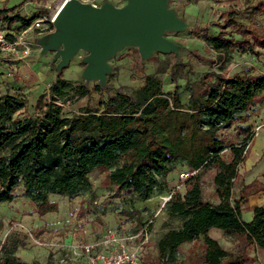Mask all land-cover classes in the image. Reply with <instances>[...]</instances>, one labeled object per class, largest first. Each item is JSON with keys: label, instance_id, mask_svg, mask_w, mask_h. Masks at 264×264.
Masks as SVG:
<instances>
[{"label": "trees", "instance_id": "obj_1", "mask_svg": "<svg viewBox=\"0 0 264 264\" xmlns=\"http://www.w3.org/2000/svg\"><path fill=\"white\" fill-rule=\"evenodd\" d=\"M17 6L0 8V16L29 26L36 16L20 14L10 18ZM254 8L264 12V0ZM236 12H227L232 19ZM245 51L261 56L264 34L242 31ZM210 49L219 57L234 52L239 43L225 35L207 36ZM202 101L195 94L191 105L180 99L178 90L166 92L158 77L145 74L136 95L118 91L101 102V107H85L66 116L55 101L67 96L72 84L60 76L50 87L51 99H40L33 115L12 123L16 113L27 108L17 94L0 93V202L12 201L20 184L38 206L40 213L55 211L50 194L74 195L92 187L95 169L105 172L106 180L118 194L148 200L163 188L172 172L171 164L183 160L190 175L175 188L168 200L171 215L181 217L183 225L166 233L157 244L150 264H183L176 252L185 243L202 249L204 264H254L249 250L264 249V205L251 208L253 219H243V197L235 198L234 185L239 168L250 153L255 137L248 125L249 111L264 101V73L227 76L208 72ZM97 90L100 87H95ZM79 96L90 93L80 84L72 89ZM235 126V136L226 131ZM214 172L218 203L205 199L203 181ZM213 228L232 234L235 250L224 248L209 231ZM0 264H28L16 257L13 249Z\"/></svg>", "mask_w": 264, "mask_h": 264}, {"label": "rangeland", "instance_id": "obj_2", "mask_svg": "<svg viewBox=\"0 0 264 264\" xmlns=\"http://www.w3.org/2000/svg\"><path fill=\"white\" fill-rule=\"evenodd\" d=\"M5 1L0 0V8ZM81 1L97 7L107 3L123 7L127 3V0ZM259 1L169 0L168 9L184 22L183 29L168 30L164 34L175 49L169 53L156 51L149 58H143L137 47L125 45L108 60L111 70L101 82L99 79L88 80L84 75L87 66L85 57L89 54L87 50L79 49L69 64L61 68V58L56 56L58 50L43 51L40 40L54 31L51 20L62 0H10L9 7L17 6L9 12L10 18L16 14L25 18L36 17L26 26L20 21H10L0 16V28L6 33L7 41L6 45L0 46V93L17 94L27 101V108L19 110L8 126L13 127L15 123L33 115L40 99L50 100V87L58 76L70 82L72 87L67 96L57 99L55 103L62 108L64 115L71 116L85 107L91 110L100 108L101 102L118 91L135 96L143 85L145 74L161 79L166 92L178 90L182 102L190 106L192 94L202 101L205 99L201 82L210 71L227 76L264 73V48H256L261 52L259 57L245 51L241 34L247 29L264 34V12L254 8ZM229 11L236 12L232 19L226 16ZM46 13L47 20L37 27L38 14ZM218 35L234 38L239 47L220 58L206 40L207 36ZM80 84L90 88L88 95L79 96L72 92ZM97 85L99 90L95 88ZM257 113L258 106L254 105L248 113L247 123L255 134L260 128L254 117ZM234 127L226 131L227 136H235ZM240 166L243 170L234 185L235 198L247 192L241 188L245 167ZM171 167L172 172L163 188H157L144 201L118 194L106 180L105 172L95 169L90 175V189L71 196L50 194L49 199L57 204V209L44 214L40 213L37 204L26 194L24 185L20 184L13 191L12 201L0 202V259L7 255L3 248L6 246L7 249L16 247V257L28 264H87L84 245L98 242L104 229L115 228L130 235L148 225L150 240L142 252L141 264H150L156 257L159 240L183 225L181 217L170 214L168 200L175 188L184 191L181 183L190 175V168L183 160L174 162ZM203 193L206 200L218 203L214 172L205 175ZM246 210L244 207V220L248 218ZM210 235L227 250H235L232 234L215 228L210 230ZM201 253L199 244L185 243L176 255L183 264H204ZM249 253L256 258L254 264H264L263 248L253 246Z\"/></svg>", "mask_w": 264, "mask_h": 264}, {"label": "water", "instance_id": "obj_3", "mask_svg": "<svg viewBox=\"0 0 264 264\" xmlns=\"http://www.w3.org/2000/svg\"><path fill=\"white\" fill-rule=\"evenodd\" d=\"M168 1L127 0L123 7L110 3L97 7L66 0L54 20V31L44 35L40 44L44 52L58 50L60 68L67 66L79 49L87 50L84 75L103 82L111 70L108 60L125 45L137 47L143 58L175 49L164 34L183 29L184 22L168 9Z\"/></svg>", "mask_w": 264, "mask_h": 264}, {"label": "built area", "instance_id": "obj_4", "mask_svg": "<svg viewBox=\"0 0 264 264\" xmlns=\"http://www.w3.org/2000/svg\"><path fill=\"white\" fill-rule=\"evenodd\" d=\"M47 16L48 13L38 14L36 26H41L47 20ZM55 18L56 15L52 18V23ZM6 43V33L0 28V46ZM149 240L148 225L130 235L123 234L115 228H106L98 242L84 245L88 256L87 264H141V255Z\"/></svg>", "mask_w": 264, "mask_h": 264}, {"label": "crops", "instance_id": "obj_5", "mask_svg": "<svg viewBox=\"0 0 264 264\" xmlns=\"http://www.w3.org/2000/svg\"><path fill=\"white\" fill-rule=\"evenodd\" d=\"M9 1L6 0L2 7H9ZM256 106H258V113L254 117L257 119V125L260 128L255 134L248 158L242 164L245 167L243 171L245 173H243L244 181L241 188H245L247 192L239 197L236 196V198L243 197L242 206L243 208H247L246 212L248 216L246 221L253 219V211L251 210L253 206L264 205V101L257 103ZM242 170L240 166L239 174ZM249 176L251 177L248 179L247 177ZM251 186H253L252 189L250 188Z\"/></svg>", "mask_w": 264, "mask_h": 264}, {"label": "bare ground", "instance_id": "obj_6", "mask_svg": "<svg viewBox=\"0 0 264 264\" xmlns=\"http://www.w3.org/2000/svg\"><path fill=\"white\" fill-rule=\"evenodd\" d=\"M66 0H62V2H61V4H60V6H59V9H58V11L57 12H55V15H57V13L59 12V10L61 9V7H62V5H63V3L65 2ZM58 8V7H57Z\"/></svg>", "mask_w": 264, "mask_h": 264}]
</instances>
